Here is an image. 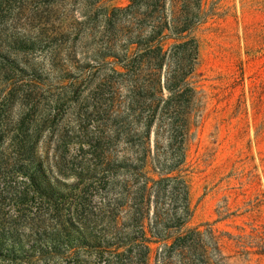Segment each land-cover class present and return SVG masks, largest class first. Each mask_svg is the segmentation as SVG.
<instances>
[{
	"label": "trees",
	"instance_id": "16d2710c",
	"mask_svg": "<svg viewBox=\"0 0 264 264\" xmlns=\"http://www.w3.org/2000/svg\"><path fill=\"white\" fill-rule=\"evenodd\" d=\"M112 1L51 0L35 13L36 41L80 99L53 131L48 163L22 171L29 185L12 198L16 216L37 204L34 227L0 243L11 254L3 264H237L222 244L228 231L190 226L187 145L204 107L197 31L213 9L206 0ZM231 214L218 209L216 221ZM251 236L236 235L237 246Z\"/></svg>",
	"mask_w": 264,
	"mask_h": 264
},
{
	"label": "rangeland",
	"instance_id": "374dc122",
	"mask_svg": "<svg viewBox=\"0 0 264 264\" xmlns=\"http://www.w3.org/2000/svg\"><path fill=\"white\" fill-rule=\"evenodd\" d=\"M50 2L0 0V243L15 231L17 240L31 235L37 204L24 206L32 213L16 216L22 208L13 192L29 185L23 172L30 175L41 161L47 164V150L56 152L53 131L73 115L80 99L79 85L59 79L50 48L35 39V13ZM206 5L213 11L197 31L196 72L204 107L187 145L190 226L214 223L230 233L222 244L234 263L264 264V0H206ZM23 139L29 147L24 153L17 149ZM218 209L232 214L216 221ZM241 233L253 236L238 247L234 237ZM3 245L0 264L11 256ZM26 250L18 246L16 254L22 257Z\"/></svg>",
	"mask_w": 264,
	"mask_h": 264
}]
</instances>
